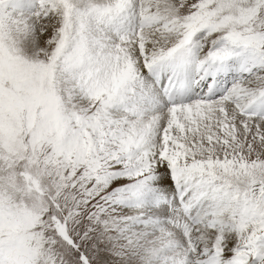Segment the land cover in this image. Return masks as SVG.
<instances>
[{"label":"snow or ice","instance_id":"obj_1","mask_svg":"<svg viewBox=\"0 0 264 264\" xmlns=\"http://www.w3.org/2000/svg\"><path fill=\"white\" fill-rule=\"evenodd\" d=\"M0 264H264V0H0Z\"/></svg>","mask_w":264,"mask_h":264}]
</instances>
